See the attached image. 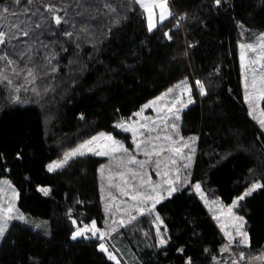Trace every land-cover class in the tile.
Listing matches in <instances>:
<instances>
[{
  "label": "trees",
  "instance_id": "1",
  "mask_svg": "<svg viewBox=\"0 0 264 264\" xmlns=\"http://www.w3.org/2000/svg\"><path fill=\"white\" fill-rule=\"evenodd\" d=\"M170 1L171 15L149 31L137 0H0V11L14 9L28 32L15 57L25 71L38 68L32 94L20 102L0 86V183L11 179L20 209L49 223L45 233L14 221L0 242V264H124L101 250L98 238H72L74 219L104 224L99 168L105 157L77 156L54 171L48 165L100 131L131 146L130 133L117 122L185 78L195 101L182 114V132L197 135L199 144L193 179L227 204L261 182L239 204L250 238L242 264L263 252L264 130L244 97L239 43L240 24L264 32V0ZM55 15L63 17L60 24ZM54 50L51 65L41 62ZM156 210L167 243L158 246L154 236L139 244L128 234L139 264H239L221 261L224 235L189 185Z\"/></svg>",
  "mask_w": 264,
  "mask_h": 264
},
{
  "label": "rangeland",
  "instance_id": "2",
  "mask_svg": "<svg viewBox=\"0 0 264 264\" xmlns=\"http://www.w3.org/2000/svg\"><path fill=\"white\" fill-rule=\"evenodd\" d=\"M160 2L161 0H144L142 6L146 10L148 25L150 19L155 25L161 22L160 13L162 9L159 6ZM171 6L172 2L167 0L166 7L163 9L166 15L165 19L170 16L168 12L171 13ZM33 7V11H37L35 5ZM149 8L151 12L148 11ZM7 9V13L0 15V30L8 34L6 42L0 44V86L12 102H20L25 96H28V93L32 94L31 83L35 75L38 74V68L29 70L33 73L32 76H29V71H25L20 61L15 57L14 49L23 46L24 35H21L22 28L18 18L13 15L16 12L14 9ZM13 25H19V28H14ZM240 31L242 36L239 48L244 97L250 115L264 130V126L260 123L261 120H264V32L245 24H240ZM67 46L63 45L62 47L66 49ZM56 54L57 52L54 50L51 58L42 59L41 62H44L45 65H51L57 57ZM45 88H50V85ZM169 89H173V91L169 92ZM40 96L41 94L37 98ZM194 101L190 79L180 80L158 96L147 101L134 114L117 122V125L125 124V128H118L130 133L131 146H128L125 140L115 137L112 132L100 131L81 140L77 145L64 152L61 157L49 163L62 161L66 153L80 148L81 145L92 140L93 137L98 138L89 145L93 151H89L88 148L80 149V151L84 153L83 155L91 153L105 157V161L101 163L99 168L101 202H103L105 220L103 226H99L95 221V227L99 230L95 235L89 231L80 237L98 238L99 242L104 244L107 249L105 252L108 256L110 258L115 257L112 259L117 263L139 264L138 255L130 241H128V234L135 240V243L140 244L139 241L143 237L151 240L156 236L158 246L165 245L161 244L160 240L162 237L165 240L168 239V230L164 226L163 217L156 210L157 204L162 201L157 193L163 196L164 200L169 197L168 192L171 188L177 189L172 192L173 194L188 185L200 197L224 235L225 244L222 246L224 252L223 256L220 257L221 261L233 260L242 264L243 258L247 257L244 248L248 246L249 242L247 244L241 243L242 237L236 234V229L241 223L238 218L242 217L243 226L241 231L247 233L248 239H250L245 223L246 218L239 209L241 199L237 197L234 200L235 203H224L211 189L193 179V168L199 145L198 136L183 134L182 114ZM146 105L148 106L145 107ZM136 113H140V115L137 116ZM173 124L177 127L172 128ZM142 125L146 127H142ZM101 133L106 134L105 137H100ZM107 136H111L112 139H107ZM190 137H194L195 140L189 139ZM113 141L117 143H113ZM113 149L116 150L113 151ZM100 152H107L108 155H98L97 153ZM77 156L81 155L77 154L71 157L67 160V163ZM132 157L135 159L132 160ZM67 163L63 164L62 167ZM168 181H172V184L170 185ZM197 184L200 186L199 191L195 187ZM254 184L261 185V182L256 181L249 185L242 196H245L244 194ZM18 191L19 189L11 179L8 177L1 179L0 217L7 219L8 228L16 220L22 221L16 218L22 214L25 217L23 222L49 233L48 220L43 217L32 216L22 211L17 205ZM133 195L138 198L133 200ZM149 196L154 199H147ZM8 208H12V211L8 212ZM132 217H135V219H132ZM144 219H146L149 228L143 224ZM73 221H75L74 224L77 229L85 225L91 228L92 225V222L81 225L76 219ZM160 221H163V223H160ZM150 228L153 230L152 233ZM135 231H139V237L138 234H134ZM101 234H103V239H101ZM230 236L232 239L229 238ZM2 238H0V242ZM146 239L143 240L148 244L149 241L146 242ZM236 247H242L244 251L238 253L234 250ZM248 264H264V250L262 253L250 257Z\"/></svg>",
  "mask_w": 264,
  "mask_h": 264
},
{
  "label": "snow or ice",
  "instance_id": "3",
  "mask_svg": "<svg viewBox=\"0 0 264 264\" xmlns=\"http://www.w3.org/2000/svg\"><path fill=\"white\" fill-rule=\"evenodd\" d=\"M15 2H16V3H19V0H15ZM137 2H138V3H141V4L143 5L144 0H137ZM28 3L31 4V3H32V0H28ZM166 3H167V0H161V2H160V4H159L160 8L162 9V11H161V13H160V20H161V21H163V20L166 18L165 12L163 11V9L166 7ZM215 3H216L217 5H219V4L221 3V0H215ZM46 7H47V10H48L49 12H52V11H53V6H52V5H47ZM106 7H110V6L106 5ZM111 10L114 11V9H111ZM148 11L151 12V9L149 8ZM7 12H8V9L5 8V9H3L2 11H0V15H3V14H5V13H7ZM13 15H15V13H13ZM168 15H171V13L168 12ZM54 20H55V23H56V24H60V23L62 22V20H63V17L57 15V16L54 17ZM155 26H156L155 23L152 22L151 19H150V23H149V31H151ZM13 27H14V28H19V25H13ZM66 34H67L68 36H71V35H72L71 32L66 33ZM7 35H8V34H7L5 31L0 30V44H4V43L6 42V37H7ZM21 35L27 36V35H28V32H26V31H22V30H21ZM170 38H171V37H169V39H170ZM249 47H251V46H249ZM28 75H29V76H32L33 73H32L31 71H29ZM182 83H184V82H182ZM196 83H197V85L200 87L201 94H205V91H204V88H203L202 83H201L200 81H197ZM171 91H173V89H169V92H171ZM18 99H19V98L17 97V100H18ZM189 102H191V100H189ZM147 106H148V105H146L145 107H147ZM169 111H171V109H169ZM136 115L139 116L140 113H136ZM178 118H179V117L177 116V119H178ZM260 123H261L262 126H264V120H261ZM117 127L125 128V124H124V123L118 124ZM142 127H146V126H145V125H142ZM176 127H177V125H175V124L172 125V128H176ZM105 135H106V134L101 133V134H100V137H105ZM106 138L109 139V140L112 139L111 136H107ZM97 139H98L97 137H93L92 140H90V141H86L85 144H83V145L80 146V148H78V149H74L72 152L66 153V154H65V158H64L62 161L54 162L53 164H49V165H48V169H49V171H54V170H56V169L62 167L63 164L67 163V160H68V159H70L71 157H73V156H75V155H77V154L83 155L84 153L81 152L80 149L88 148L89 151H93V149H91V148L89 147V145H91V144H92L94 141H96ZM189 139H191V140H195L194 137H190ZM113 143H117V142L113 141ZM185 146H187V145H185ZM115 150H116V149H113V151H115ZM125 151H126V150H125ZM177 151H179V149H177ZM97 154H98V155H108L107 152H100V153H97ZM134 159H135V158L132 157V160H134ZM130 162H131V161H130ZM139 163L143 164L144 162H139ZM168 183L171 185V184H172V181H168ZM195 187H196V189L199 191L200 186L197 184V185H195ZM259 187H261V185H259V184H254V185L252 186V188H250L249 191H248L247 193H245L244 195H250L252 191H254L255 189H257V188H259ZM40 190H41L42 192H44L45 195H47V193L50 191V190L47 189V188H42V189H40ZM176 190H177V189H175V188H171V190L168 192V195L170 196V195L172 194V192H174V191H176ZM157 196L159 197V199H163V198H164L163 196H160L159 193H157ZM137 198H138V197H137L136 195H133V196H132V199H133V200H136ZM243 198H244V196L239 197V199H243ZM147 199H154V198L151 197V196H149V197H147ZM157 202H158V201H157ZM234 203H235V202H234ZM7 211H8V212H11V211H12V208H8ZM16 218L19 219V220H22V221L25 220V217H24L22 214L18 215ZM132 219H135V217H132ZM238 219L240 220L241 223H240L239 227H237V229H236V234H237L238 236L242 237V239H241V241H240L241 243H243V244H247V243L249 242L248 235H247V233L241 231V228H242V226H243V218L240 217V218H238ZM73 223H75V221H74ZM160 223H163V221H160ZM7 228H8L7 219H4V218L0 217V238L3 237L4 233L7 231ZM89 231H91L93 235H95L96 232L99 231V230L96 229V227H95V221H92L91 228H90L88 225H85V226L82 227V228H78V229L73 233L72 238H73V239H76L77 237H80V236L85 235V234H86L87 232H89ZM229 238L232 239L231 236H230ZM101 239H103V234H101ZM160 243H161V244H166V243H167V240L163 239V237H162L161 240H160ZM99 247H100L101 250L107 251V249L105 248L104 244H100ZM225 250H226V248H225ZM181 251H183V250L181 249ZM241 256H243V254H241ZM112 258L114 259L115 257H112ZM258 259H260V258H258ZM189 264H190V262H189Z\"/></svg>",
  "mask_w": 264,
  "mask_h": 264
},
{
  "label": "water",
  "instance_id": "4",
  "mask_svg": "<svg viewBox=\"0 0 264 264\" xmlns=\"http://www.w3.org/2000/svg\"><path fill=\"white\" fill-rule=\"evenodd\" d=\"M57 16V15H56Z\"/></svg>",
  "mask_w": 264,
  "mask_h": 264
}]
</instances>
